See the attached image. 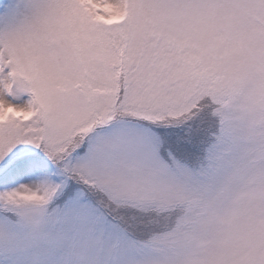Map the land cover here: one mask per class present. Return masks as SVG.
<instances>
[{
  "label": "snow or ice",
  "instance_id": "6c2138e0",
  "mask_svg": "<svg viewBox=\"0 0 264 264\" xmlns=\"http://www.w3.org/2000/svg\"><path fill=\"white\" fill-rule=\"evenodd\" d=\"M0 264H264V0H0Z\"/></svg>",
  "mask_w": 264,
  "mask_h": 264
}]
</instances>
